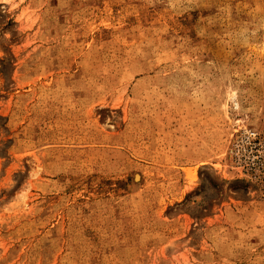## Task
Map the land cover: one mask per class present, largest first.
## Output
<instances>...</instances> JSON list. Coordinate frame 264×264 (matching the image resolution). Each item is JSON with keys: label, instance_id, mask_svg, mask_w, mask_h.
<instances>
[{"label": "rangeland", "instance_id": "374dc122", "mask_svg": "<svg viewBox=\"0 0 264 264\" xmlns=\"http://www.w3.org/2000/svg\"><path fill=\"white\" fill-rule=\"evenodd\" d=\"M0 264H264V0H0Z\"/></svg>", "mask_w": 264, "mask_h": 264}, {"label": "bare ground", "instance_id": "6f19581e", "mask_svg": "<svg viewBox=\"0 0 264 264\" xmlns=\"http://www.w3.org/2000/svg\"><path fill=\"white\" fill-rule=\"evenodd\" d=\"M137 176V175H136Z\"/></svg>", "mask_w": 264, "mask_h": 264}]
</instances>
